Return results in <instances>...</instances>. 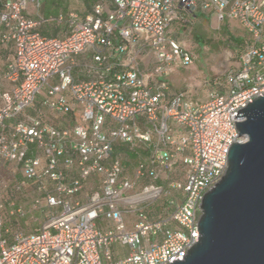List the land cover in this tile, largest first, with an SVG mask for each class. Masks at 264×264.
I'll return each mask as SVG.
<instances>
[{
	"label": "built area",
	"instance_id": "built-area-1",
	"mask_svg": "<svg viewBox=\"0 0 264 264\" xmlns=\"http://www.w3.org/2000/svg\"><path fill=\"white\" fill-rule=\"evenodd\" d=\"M43 1L0 0V51L14 48L0 76V165L20 170L0 182V264L183 259L198 241L204 195L225 175L233 143L244 140L235 116L264 94V0L202 3L219 22L238 20L250 38L238 64L213 80L201 103L185 100L162 78L179 58L183 65L195 61L168 28L192 19L199 0H97L84 18L70 12L69 31L56 37L38 30L43 17L28 14ZM85 52L87 78L78 80L74 71ZM44 90L41 107L78 110L71 126L55 125L42 110L27 113ZM122 144L147 150L132 177L116 152ZM30 183L35 193L26 209L8 191L26 195ZM89 183L94 187L85 191ZM164 194L168 204L151 216L150 205ZM29 211L46 221L30 232L7 226L8 215ZM115 244L127 246V255L116 259Z\"/></svg>",
	"mask_w": 264,
	"mask_h": 264
},
{
	"label": "water",
	"instance_id": "water-1",
	"mask_svg": "<svg viewBox=\"0 0 264 264\" xmlns=\"http://www.w3.org/2000/svg\"><path fill=\"white\" fill-rule=\"evenodd\" d=\"M228 168L202 200L198 241L169 264H264V94L237 116Z\"/></svg>",
	"mask_w": 264,
	"mask_h": 264
},
{
	"label": "rangeland",
	"instance_id": "rangeland-1",
	"mask_svg": "<svg viewBox=\"0 0 264 264\" xmlns=\"http://www.w3.org/2000/svg\"><path fill=\"white\" fill-rule=\"evenodd\" d=\"M55 1L60 3L59 6H57ZM55 1H46V8L54 13H59L60 11L64 13L73 11L83 18L89 12L85 0ZM234 22L236 21L231 20L230 25L226 19L219 23L218 20L212 18L209 13L188 20H179V24H177V28L179 29L176 30L180 32L178 34L180 36L179 39L183 46L193 54L195 61L193 64L183 65L181 58H179L162 78L167 79L173 89L183 93L185 100L196 103L197 93L204 91L210 86L212 87L215 78L223 75L226 70L238 64L241 47L239 43L232 39L231 34L235 37H241L243 34L245 38L249 36L241 28H238L240 32L237 31L234 27ZM49 27H51L50 30H53L54 24L52 23ZM65 30L66 26L62 28L60 34H63ZM143 65L145 70L150 72L153 65V57L147 56ZM2 68L3 65L0 63V70ZM45 93L46 91L44 90L39 94L37 101H42ZM39 110L44 112L48 120H55L58 122L62 116L61 113L51 112L41 107V105H39L34 112L27 109V113L33 114ZM116 152L123 160L126 166V174L130 177L134 174V169L138 160L147 156V150L144 149L142 144H139L136 151H133L125 144L118 145L116 147ZM12 174L16 177H20V170L15 168L11 163L0 165V182L12 178L10 176ZM147 181L148 180H142L141 185ZM92 187H94L93 184H88L85 191H90ZM8 192V195L16 197L17 204L23 205L26 209H29L33 204L31 196L15 194L12 190ZM162 204H168V197L165 194L158 201L150 205L149 209L153 210L150 212L152 214L151 216L157 217L162 211ZM9 210L11 209L8 208L7 212ZM35 212L36 211H29L25 217L8 215L6 224L13 231L21 230L30 232L43 224L47 219ZM33 216L38 217V219L35 220ZM132 218L135 220L136 216L133 215ZM112 251L114 252L115 258H119L127 255L129 248L127 246L115 244L112 246Z\"/></svg>",
	"mask_w": 264,
	"mask_h": 264
},
{
	"label": "crops",
	"instance_id": "crops-1",
	"mask_svg": "<svg viewBox=\"0 0 264 264\" xmlns=\"http://www.w3.org/2000/svg\"><path fill=\"white\" fill-rule=\"evenodd\" d=\"M47 1V0H46ZM46 1L44 0L43 1V3H42V5H41V7L38 9V10H36L33 6H30L29 7V10H28V14L32 17V18H34V19H37V18H39V17H43L44 18V21L42 22V24L38 27V30L42 33V34H44L42 31H45V32H48V33H53V30H50V28L51 27H49L52 23H61V24H63L64 26H66V30L64 31V33L63 34H60V32H61V30L58 32V34H56L55 36H52V37H56V36H63V35H65L68 31H69V26H68V22H67V17H68V15L70 14V12H73V11H69V12H66V13H64V12H59V13H55L54 15L53 14H48L49 13V10L46 8ZM49 1V0H48ZM206 0H199V2H200V7H199V9H198V11L196 12V14H195V16H194V18H196V17H198L199 15H204V14H210V16L212 17V18H215L216 20H218L217 18H216V16H215V14H214V11H213V9L212 8H208V9H204V8H202V3L203 2H205ZM96 2H97V0H96ZM95 2V3H96ZM58 8V7H57ZM92 11V10H91ZM91 11H89L87 14H89V13H91ZM86 14V15H87ZM60 15L61 16H63L64 18L62 19V20H60L59 19V17H60ZM85 15V16H86ZM84 16V17H85ZM214 16V17H213ZM83 17V18H84ZM179 20L180 19H176V20H174L171 24H170V26H169V28H168V35L171 37V38H173V39H176V40H178L179 42H180V44L183 46V44H182V42L180 41V36L178 35L180 32L179 31H176L177 29H179V28H177V24H179L178 22H179ZM226 20V19H225ZM231 20H233V21H236V22H234V27H235V29L237 30V31H239V29L238 28H241V29H243V31H245L247 34H248V36L249 37H247V38H245V35L243 34L241 37H236V38H240V40H241V43H239L240 44V47H241V49H240V51H239V56H240V54L243 52V50H244V48H245V44H246V42L249 40V38H250V35H249V33L242 27V25L239 23V21L238 20H236V19H229V18H227V22H228V24H230V22H231ZM224 21V20H223ZM219 22V21H218ZM222 22V21H221ZM221 22H219V23H221ZM233 23V22H232ZM231 25V24H230ZM240 32V31H239ZM44 35H46V36H48L47 34H44ZM231 36H233V37H235L234 35H232L231 34ZM183 48L184 49H186L184 46H183ZM186 50H188V49H186ZM189 51V50H188ZM13 57H14V48H13V46L12 45H8V46H6V47H4L1 51H0V63H2V65H3V68L0 70V76H2L3 75V73H4V71H5V69H6V66H7V62L9 61V60H11V59H13ZM91 58V52H85L84 54H82L81 56H79V58H78V65H77V67L75 68V71H74V74H75V77H76V79H78V80H83V79H86L87 78V76L85 75V74H83L82 72H81V64L84 62V61H88L89 59ZM4 87L5 88H9L10 87V84L7 82V81H4ZM214 89V86H210V87H208L207 89H205L206 90V92H205V90L204 91H201V92H199V93H197V100L195 101L196 103H201V102H203V101H205L206 99H207V97H208V94H209V92L211 91V90H213ZM175 90V89H174ZM78 114H79V112H78V110H75V111H73V112H71V113H69V114H62V116H61V118L58 120V122H56L55 120H50L52 123H54L55 125H57V126H59V127H68V126H71L75 121H76V119H77V117H78ZM35 153L37 154L38 152L37 151H35ZM89 184H91V183H89ZM27 191H28V193H26V195H24V196H34V184H32V183H30L29 184V186H28V188H27ZM80 197H83L82 195H79V196H77V198H80ZM149 211L150 212H152L153 210H150L149 209ZM150 215H152L151 213H150ZM133 217V216H132ZM131 217V219L133 220V218ZM38 218V217H37ZM136 219V218H135ZM105 223H103V225H104ZM129 228H131V226L129 227ZM120 258V257H119ZM117 259V258H116Z\"/></svg>",
	"mask_w": 264,
	"mask_h": 264
},
{
	"label": "trees",
	"instance_id": "trees-1",
	"mask_svg": "<svg viewBox=\"0 0 264 264\" xmlns=\"http://www.w3.org/2000/svg\"><path fill=\"white\" fill-rule=\"evenodd\" d=\"M55 1V0H54ZM95 2H96V0H85V3H86V6H87V8H88V11H91L92 10V8H93V6H94V4H95ZM55 3L57 4V6H59V2L58 1H55ZM54 12H51V11H49V13L48 14H53ZM56 13V12H55ZM54 13V14H55ZM54 24V27H53V33H48V32H45V31H42L44 34H47L49 37H52V36H55L56 34H58V32L62 29V28H64V25L63 24H61V23H53ZM232 37V39L234 40V41H236L237 43H241V40L240 39H238V38H236V37H233V36H231ZM37 99H38V97H37ZM37 99H36V101L34 102V104L28 109V110H30L31 112H34L35 110H36V108H38L39 107V105H40V103H41V101H37Z\"/></svg>",
	"mask_w": 264,
	"mask_h": 264
}]
</instances>
